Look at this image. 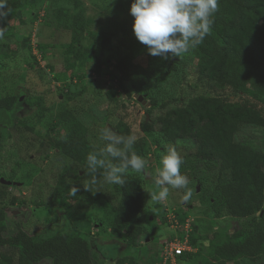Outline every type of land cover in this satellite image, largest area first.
<instances>
[{
  "label": "rangeland",
  "instance_id": "1",
  "mask_svg": "<svg viewBox=\"0 0 264 264\" xmlns=\"http://www.w3.org/2000/svg\"><path fill=\"white\" fill-rule=\"evenodd\" d=\"M58 9L64 10L66 18L57 16ZM129 9L125 0H33L17 13L9 14L0 25L4 32L2 40L8 44L6 53L0 55V99L22 95L13 126L0 124V178L17 183L5 185L6 198L0 203L8 227L5 235H14L19 230L30 235H42L49 230L62 232L70 221L90 235L97 256L95 264H114L120 258L144 263L161 251V243L173 231L168 224L170 211L183 208L197 224L198 243L197 252L193 253L196 258L185 264H202L217 232L227 237L240 229L264 230V217L235 219L224 214L213 217L205 197L209 186L199 181L189 167L188 155L194 148L183 142H169L159 131L146 132L143 126L193 97L231 95V91L220 82L198 80L181 54L157 73L144 87L143 94L131 98L121 94L114 66L127 53L130 42L136 40ZM81 28L84 33H80ZM103 34L109 35L113 44V51L104 58L99 47ZM75 39L79 42L75 43ZM87 48L93 52L85 56ZM112 87L120 93L116 101H112L109 93ZM62 108L71 110L88 128L89 140L98 150L106 143L100 138L102 130L107 127L115 132L119 122L126 123L136 139L145 138L151 148L150 165L143 173L127 174L143 178L147 182L145 188L152 193L160 191L154 181L162 168V158L168 148L175 147L183 158L180 171L188 177L191 199L184 202V189L170 188L166 200H151L139 215L136 213L138 224L145 229L137 245L128 242L125 224L129 216L118 214V209L116 227L98 231L96 215L86 204L79 202L72 214L52 206L50 196L59 175L85 184L90 179L81 165L62 156L54 146L50 129ZM236 141L264 153V128L244 125ZM97 185H101L98 180ZM165 217L167 223L163 226ZM7 253L16 251L0 249V264H4L1 254ZM36 264L53 262L46 259ZM220 264H249V261Z\"/></svg>",
  "mask_w": 264,
  "mask_h": 264
},
{
  "label": "trees",
  "instance_id": "2",
  "mask_svg": "<svg viewBox=\"0 0 264 264\" xmlns=\"http://www.w3.org/2000/svg\"><path fill=\"white\" fill-rule=\"evenodd\" d=\"M29 2L33 0H8L10 14L17 13ZM131 3L132 0H125L129 8ZM57 13L60 19L66 18L63 9H58ZM77 19L80 21V17ZM213 19L211 32L203 43L182 54L195 70L198 80L220 82L229 88L231 95L193 97L168 110L154 122L146 123L143 128L146 132L159 131L169 142H183L194 148L195 151L188 155L189 167L199 181L209 186L205 197L213 217L223 214L235 219L264 217V153L236 141L244 125L264 128V0H218V10ZM80 30L84 33V28ZM77 36L79 32L76 30V39ZM78 42L79 39L75 41ZM112 45L111 37L103 34L99 46L102 58L111 54ZM7 49L8 44L0 39V55ZM92 52L87 48L84 55ZM174 58L165 60L151 56L145 45L137 39L131 41L127 53L114 66L120 93L128 98L143 94L144 87ZM100 61L97 62L98 68H101ZM109 93L112 101L120 95L113 87ZM21 97L0 99V124L13 126ZM233 97L238 100H233ZM40 101L36 104L39 105ZM115 130L120 136H134L124 122H119ZM50 131L59 153L81 165L85 171L87 154L99 151L89 140L88 128L71 110L62 108L57 111ZM133 151L146 161V171L151 154L147 140L136 139ZM130 171L133 170L127 172ZM103 173L104 170L100 169L97 180L101 185L93 186L91 192L84 189L86 184L80 180L71 182L66 175H59L50 204L61 207L67 214H72L79 202L86 204L96 215L98 231L116 227L118 209V214L129 216L125 224L128 242L137 245L145 229L138 224L136 213L139 215L147 207L152 200V192L145 188L147 182L139 176L126 173L123 184L115 185L106 183ZM73 186L80 188L75 196L71 194ZM5 188L0 183V203L6 198ZM182 209L176 210V214L184 223L188 214ZM166 223L165 217L163 226ZM196 225V222L192 225L190 240L194 247L198 244ZM7 229L5 209L0 206V249L16 251V254H1L4 264H36L46 259L52 260L53 264H95L97 260L90 235L70 221L62 232L49 230L42 235H30L19 230L6 236ZM215 236L216 241L211 242L202 264L241 260H247L249 264H264V230L247 232L240 229L231 236H222L218 232ZM196 256L193 254L180 259L188 262ZM161 262L159 250L144 263L120 258L114 264Z\"/></svg>",
  "mask_w": 264,
  "mask_h": 264
},
{
  "label": "clouds",
  "instance_id": "3",
  "mask_svg": "<svg viewBox=\"0 0 264 264\" xmlns=\"http://www.w3.org/2000/svg\"><path fill=\"white\" fill-rule=\"evenodd\" d=\"M217 10L218 0H132L129 12L134 18L132 28L138 42L147 47L151 56L167 60L203 43L211 32ZM10 12L8 0H0V23ZM3 37L4 32L0 30V39ZM100 138L106 142L105 146L86 157L85 176L90 177L84 186L86 191L91 192L97 184L100 169L104 170V181L115 185L123 184V176L129 169L144 172L146 161L133 151L135 136H120L106 127ZM161 163L154 181L160 191L152 193L151 199L166 200L172 188L184 189L182 200L189 201L193 193L188 188V177L181 174L183 158L175 147L167 149ZM79 191V187L73 186L71 194L75 196Z\"/></svg>",
  "mask_w": 264,
  "mask_h": 264
},
{
  "label": "built area",
  "instance_id": "4",
  "mask_svg": "<svg viewBox=\"0 0 264 264\" xmlns=\"http://www.w3.org/2000/svg\"><path fill=\"white\" fill-rule=\"evenodd\" d=\"M169 214L168 224L173 228V231L161 243L162 262L159 264H185L180 258L193 255V253L197 252L196 248L190 242L192 225L195 220L188 216L185 222L181 223L176 214V210L170 211Z\"/></svg>",
  "mask_w": 264,
  "mask_h": 264
},
{
  "label": "water",
  "instance_id": "5",
  "mask_svg": "<svg viewBox=\"0 0 264 264\" xmlns=\"http://www.w3.org/2000/svg\"><path fill=\"white\" fill-rule=\"evenodd\" d=\"M139 101L140 102H142L143 101V97L141 96V97H139ZM0 183L2 184V185H13V184H17V183H14V182H11V181H8V180H5L4 178H0ZM197 191H199V188H197Z\"/></svg>",
  "mask_w": 264,
  "mask_h": 264
}]
</instances>
